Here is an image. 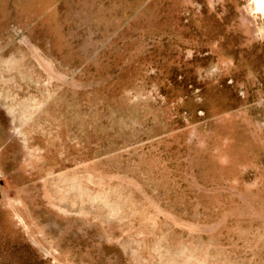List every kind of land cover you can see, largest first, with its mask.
Segmentation results:
<instances>
[{
    "label": "rangeland",
    "instance_id": "obj_1",
    "mask_svg": "<svg viewBox=\"0 0 264 264\" xmlns=\"http://www.w3.org/2000/svg\"><path fill=\"white\" fill-rule=\"evenodd\" d=\"M0 264H264L255 0H0Z\"/></svg>",
    "mask_w": 264,
    "mask_h": 264
},
{
    "label": "bare ground",
    "instance_id": "obj_2",
    "mask_svg": "<svg viewBox=\"0 0 264 264\" xmlns=\"http://www.w3.org/2000/svg\"><path fill=\"white\" fill-rule=\"evenodd\" d=\"M255 3H257V6L260 9L264 10V1H262V0H255Z\"/></svg>",
    "mask_w": 264,
    "mask_h": 264
}]
</instances>
